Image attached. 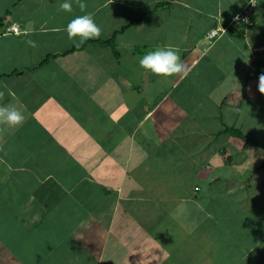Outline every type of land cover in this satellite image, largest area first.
<instances>
[{"label":"crops","instance_id":"1","mask_svg":"<svg viewBox=\"0 0 264 264\" xmlns=\"http://www.w3.org/2000/svg\"><path fill=\"white\" fill-rule=\"evenodd\" d=\"M61 2L0 0V104L25 115L0 125V264H264V150L221 132L255 135L245 99L264 129V0ZM85 13L100 36L65 52ZM165 45L181 72L139 65Z\"/></svg>","mask_w":264,"mask_h":264},{"label":"clouds","instance_id":"2","mask_svg":"<svg viewBox=\"0 0 264 264\" xmlns=\"http://www.w3.org/2000/svg\"><path fill=\"white\" fill-rule=\"evenodd\" d=\"M59 7L62 10L71 11L70 0H62ZM80 7L83 9L84 4L81 3ZM232 19V21H234V17ZM248 21L250 22V19H248ZM244 22L249 23L246 21ZM65 30L68 34V38L76 43L77 46L83 44L85 41L99 37L101 33V29L95 22L91 13L75 16L66 25ZM27 43L35 46L34 41L29 40ZM139 65L146 71L164 77H170L183 70V64L180 60L179 53L175 51L174 47L171 45L159 46L154 50L144 53L139 58ZM258 87L260 91L264 89V74H261L259 77ZM24 120V113L16 106L0 104V125L15 129L22 125Z\"/></svg>","mask_w":264,"mask_h":264},{"label":"trees","instance_id":"3","mask_svg":"<svg viewBox=\"0 0 264 264\" xmlns=\"http://www.w3.org/2000/svg\"><path fill=\"white\" fill-rule=\"evenodd\" d=\"M8 11H9V9H7V12ZM253 20H254V16L250 15V22L249 23H245L244 21L239 20L236 24L237 25L240 24L241 27L245 28L246 26L247 27L250 26L254 22ZM233 22L234 21H231L230 24H234ZM0 25H2V19L0 21ZM101 42L108 43V44H113L114 43V35H112L111 37H109L107 39H102ZM83 45L84 44H81L79 46L74 45V46L70 47L69 49H67L65 52H69V51L74 50L76 48H82ZM50 56H56V54H52V55L48 54L47 57L42 59L41 62L46 61ZM254 70H255V72L259 71L260 75L264 74V59H258L256 61L255 66H254ZM221 132L227 133L229 136L233 137L234 139H239L241 141V145L242 146H245L247 144H252V145L258 146V147H260V148H262L264 150V141L256 139L254 136H252L251 134L246 133L245 131H243L239 127L226 126L225 129H223ZM262 166L264 167V161L262 163Z\"/></svg>","mask_w":264,"mask_h":264},{"label":"rangeland","instance_id":"4","mask_svg":"<svg viewBox=\"0 0 264 264\" xmlns=\"http://www.w3.org/2000/svg\"><path fill=\"white\" fill-rule=\"evenodd\" d=\"M252 106V104H250L249 103V101L247 102V100L245 99V101H244V108H245V111L244 112H247L248 110H249V116L247 115V113L245 114V121H247L248 120V122L249 121H251L250 123H248V126H247V128H250L251 126H252V124L254 125H256L257 127H258V129H250L255 135V138L256 139H259V140H261V141H264V129H261L258 125H257V123H256V120L257 119H255V117H254V115L255 114H257V113H251V106ZM260 105V107H263L264 108V102H261V104H259ZM254 108V107H253ZM251 113V114H250ZM248 116V117H247ZM259 117H260V122H264L263 121V119H264V112L262 113V112H260L259 113ZM246 118H247V120H246ZM253 122V123H252ZM262 124V123H261ZM254 127V126H253ZM254 155H256L255 153H254Z\"/></svg>","mask_w":264,"mask_h":264},{"label":"built area","instance_id":"5","mask_svg":"<svg viewBox=\"0 0 264 264\" xmlns=\"http://www.w3.org/2000/svg\"><path fill=\"white\" fill-rule=\"evenodd\" d=\"M255 3L250 1L247 5H245L244 9H243V15H237L234 17V20L235 21H238V20H244L246 22H249L248 21V16L249 14L252 12V9L254 7ZM8 32H13V33H18L19 32V29H18V26L16 24H12L10 25L9 27H7L6 29ZM223 29L221 28H216V29H212L209 33V37H214L215 35H217L219 33V31H221Z\"/></svg>","mask_w":264,"mask_h":264}]
</instances>
